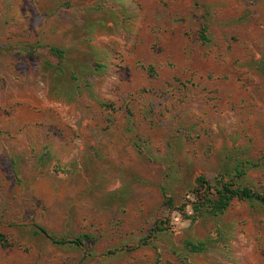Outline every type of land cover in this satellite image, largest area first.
Masks as SVG:
<instances>
[{"label": "rangeland", "instance_id": "rangeland-1", "mask_svg": "<svg viewBox=\"0 0 264 264\" xmlns=\"http://www.w3.org/2000/svg\"><path fill=\"white\" fill-rule=\"evenodd\" d=\"M231 181L264 193V0H0V264H264Z\"/></svg>", "mask_w": 264, "mask_h": 264}, {"label": "trees", "instance_id": "trees-1", "mask_svg": "<svg viewBox=\"0 0 264 264\" xmlns=\"http://www.w3.org/2000/svg\"><path fill=\"white\" fill-rule=\"evenodd\" d=\"M244 168L238 167L236 169V174L234 177L238 178L245 174ZM196 182L200 184L201 187H207V189L210 188V182L204 177L199 176L196 179ZM209 191L200 193L201 198H208ZM216 197V200L214 202H211V206L213 210L217 213L224 212L228 206L231 204L232 200L234 198L239 199H249V200H258L261 203L264 204V193H261L259 191L254 190L253 188L247 187V186H235V183L224 182L221 187L216 188V192L213 193ZM212 199L210 198V201ZM43 232L47 233L45 229H42ZM57 243H73V244H81L82 241L80 238L66 240V239H57L55 240ZM0 244L3 246H10L11 243L8 242L6 236L2 233H0Z\"/></svg>", "mask_w": 264, "mask_h": 264}]
</instances>
